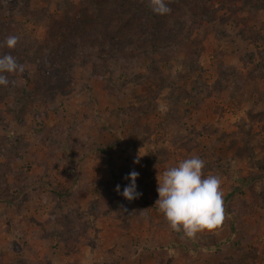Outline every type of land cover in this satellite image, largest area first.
Instances as JSON below:
<instances>
[{"label":"rangeland","instance_id":"374dc122","mask_svg":"<svg viewBox=\"0 0 264 264\" xmlns=\"http://www.w3.org/2000/svg\"><path fill=\"white\" fill-rule=\"evenodd\" d=\"M182 1L161 21L185 25L187 49L110 81L69 59L66 81L72 38L102 27L95 5L104 24L133 15L129 28L147 0H1L0 55L16 35L55 60L49 71L26 60L16 85L0 86V231L11 233L0 264H264V0ZM193 155L222 178L225 221L187 240L154 207L156 177ZM133 170L142 195L130 202L115 189Z\"/></svg>","mask_w":264,"mask_h":264},{"label":"trees","instance_id":"16d2710c","mask_svg":"<svg viewBox=\"0 0 264 264\" xmlns=\"http://www.w3.org/2000/svg\"><path fill=\"white\" fill-rule=\"evenodd\" d=\"M177 2L178 6L186 5V2L182 0H171L168 6L172 7ZM102 9L105 8L100 7V5H98V7L95 5L94 10H97L98 17L100 18L93 13H87L86 15L90 21L96 19V16V21L102 25L101 28L96 26L97 29L85 31L86 25H84L80 31L85 32V34L72 38L71 42L73 46L66 50L68 55L65 56L64 54V59H60V66L58 67L57 65L61 73V80L64 79L67 81L70 78V69L67 67V61L69 59L72 63L78 62L80 68L88 71L91 79L110 81L109 73L115 74L120 70L124 72L125 75H130L131 77L136 74L140 76V70L145 69L146 64L150 67L157 66L158 62L155 59V53L160 54L163 53L162 51H181L187 49L189 46L188 36L184 35L183 29L180 28V26H185L184 24L177 20H170V24L164 23L161 21L163 16L154 14L152 10L149 12L147 11L149 7H145L144 11H142L143 14L141 17L143 18L129 28H127L128 17H134L133 15L123 14V16H119L115 19V24H113L112 21L110 22V20L108 21L110 24H104L106 20H104L105 22L102 21L101 13L104 11H101ZM134 10L138 12V9ZM111 13H113V11ZM130 31L132 33H130ZM19 46L21 45H17L15 49L4 50H13L15 53H5L3 55L11 54L16 57L17 61L21 64L27 60L30 65H34L36 68L45 71L50 70L48 68L50 62H52V65L54 64L55 59L50 55H39L36 51L34 54L26 53L27 50ZM1 48L2 45L0 44V49ZM17 52H21V55ZM25 73L26 72H24V74ZM152 73L154 77L151 80L161 84L162 75H160L159 70L153 68ZM47 80V76L44 75L41 77V82L38 83L41 90H45L48 86ZM60 87L61 85H58L56 88ZM1 88L7 92L10 86H1ZM10 91L8 93H10Z\"/></svg>","mask_w":264,"mask_h":264},{"label":"clouds","instance_id":"9594fccd","mask_svg":"<svg viewBox=\"0 0 264 264\" xmlns=\"http://www.w3.org/2000/svg\"><path fill=\"white\" fill-rule=\"evenodd\" d=\"M170 2L147 0V6L154 14L163 16L171 12L168 6ZM18 43V36L9 35L3 41V46L15 49ZM25 70V65L19 63L16 57L11 54L0 55V86L8 87L10 83L15 86L16 80L10 81L9 76L22 75ZM140 157L139 152L134 163L139 164ZM204 168L205 161L193 155L163 173L158 171L156 177L159 198L154 207L163 215L169 229L180 234L181 239L195 240L201 234H216L225 221L222 178L214 174L205 176ZM138 177V172L131 171L125 177L130 183L122 192L120 185H117L116 192L130 202L138 199L142 195L137 191Z\"/></svg>","mask_w":264,"mask_h":264},{"label":"crops","instance_id":"0c3cea01","mask_svg":"<svg viewBox=\"0 0 264 264\" xmlns=\"http://www.w3.org/2000/svg\"><path fill=\"white\" fill-rule=\"evenodd\" d=\"M16 217H18V216H16ZM21 217H22V215H21ZM21 225H22V223H21ZM115 226H116L115 224H112V227H113V228H115ZM119 229H120V228H119ZM5 230H6V229H5ZM5 230L0 231V236H1L0 238H2V235H5V234H8V235L11 236V233H6V232L3 233ZM22 231H23V232H22L23 235H25V237H26V235H27L26 233H28V231H26L25 229H23ZM10 232H12V231L10 230ZM117 232H118V231H116V230L114 229L113 232H112V235L115 236V235L117 234ZM25 237H23L22 239L24 240V239H28V238H29V237H27V238H25ZM13 241H14V239H13ZM116 246H117V245H116L115 243H113L112 245H110V247H116ZM108 247H109V246H108ZM110 247H109V248H110ZM170 247H171V245H170ZM167 257L169 258L170 256H167ZM170 258H171V257H170ZM136 260H138V259L136 258V259L133 260V261H136ZM155 262L157 263V261H155ZM177 262H178V261H177Z\"/></svg>","mask_w":264,"mask_h":264}]
</instances>
